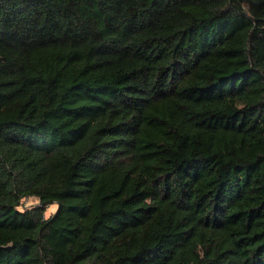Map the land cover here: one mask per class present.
<instances>
[{"label":"trees","instance_id":"obj_1","mask_svg":"<svg viewBox=\"0 0 264 264\" xmlns=\"http://www.w3.org/2000/svg\"><path fill=\"white\" fill-rule=\"evenodd\" d=\"M0 264H264V0H0Z\"/></svg>","mask_w":264,"mask_h":264},{"label":"rangeland","instance_id":"obj_2","mask_svg":"<svg viewBox=\"0 0 264 264\" xmlns=\"http://www.w3.org/2000/svg\"><path fill=\"white\" fill-rule=\"evenodd\" d=\"M38 203V199L34 198V197H31V198H28V199H25L24 200V207L25 206H30V205H34V204H37ZM58 209V205L56 203H52L50 204L47 209H46V216H49V215H52L54 213H56Z\"/></svg>","mask_w":264,"mask_h":264}]
</instances>
